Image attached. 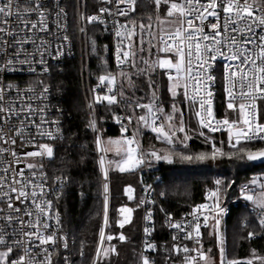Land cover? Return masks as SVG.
Wrapping results in <instances>:
<instances>
[{
    "label": "snow or ice",
    "instance_id": "1",
    "mask_svg": "<svg viewBox=\"0 0 264 264\" xmlns=\"http://www.w3.org/2000/svg\"><path fill=\"white\" fill-rule=\"evenodd\" d=\"M100 2L111 7H101L98 16L87 20L103 24L105 14L112 17L117 38L116 72L106 70L98 77L97 88L105 91L97 92L89 107L104 104L119 109L123 105L124 112L115 116L121 125L120 139L105 141L97 136L101 152H114L121 157L108 161L109 165L115 163L121 172L133 171L160 160L171 163L173 154L186 161L216 159L218 155L264 160V148L254 152L243 146L237 148L241 140H264V0H153L155 20L149 17L147 24L136 22L138 0ZM64 15L61 0H0V264H75L70 254L61 251H67L69 243L55 206L63 195L67 177H50L44 163L54 156L52 142L63 135L60 121L49 118L52 113L47 103L48 87L39 78L27 89L5 83L9 73L28 72L40 77L49 72V59L64 54L63 41L68 39L60 36ZM120 17L125 21L121 22ZM53 41L57 43L54 45ZM217 65L222 67L226 108L235 114V119L227 113L223 119L215 116ZM157 75L166 78V82L156 79ZM139 78L147 93L137 87ZM36 87L41 90L37 92ZM164 94L169 97L168 102ZM184 106L197 118L200 129L212 133L226 129L229 145L236 152L225 153L215 146L211 153L196 156L174 150L162 154L155 148L138 151L144 129H150L157 140L169 145L180 139L186 148L190 136L186 133ZM90 127L99 132L94 119ZM130 131L132 134L128 135ZM178 134L184 135L181 138ZM29 148L32 150H26ZM104 164L101 156L102 169ZM104 179L107 180L106 170ZM216 184V189L208 193L212 203L194 208L189 214L191 219L168 218L177 234L167 249L166 260L176 257L179 264H264V256H258L255 250L245 261L229 260L219 239L218 259L211 249L204 250L201 228L211 227L215 233L220 224L217 209L222 189L219 180ZM103 190L107 227V183ZM125 191L132 199L134 190L128 187ZM241 193L255 206L258 225L264 230V178L253 179L241 188ZM118 211L123 216L118 222L122 228L133 210L122 207ZM145 220L151 221L150 212ZM151 231L145 226L146 237ZM248 235L252 238L255 233ZM116 238L126 240L123 233L106 236L101 228L92 264H105L116 254L115 246L106 243ZM155 251L156 245L146 239L144 252ZM139 264H155V260L142 252Z\"/></svg>",
    "mask_w": 264,
    "mask_h": 264
},
{
    "label": "trees",
    "instance_id": "2",
    "mask_svg": "<svg viewBox=\"0 0 264 264\" xmlns=\"http://www.w3.org/2000/svg\"><path fill=\"white\" fill-rule=\"evenodd\" d=\"M155 13L153 0H139L134 16L137 24L141 22L147 24L149 17L155 20ZM89 33L90 68L93 77L105 74L106 70L115 73L116 64L111 53L112 40L105 33L104 28L97 24L90 26ZM155 78L166 82V78L159 75ZM45 81L55 88L59 104L64 107L65 135L55 142L53 158L45 159L44 163L50 176L63 174L67 177L68 184L55 206L59 211L62 227L75 240L77 250H81L83 243L84 256L78 258L77 264H90L103 215V180L82 92L78 62L71 60L62 67L54 69ZM136 83L138 88L147 93L142 78L137 79ZM125 88H127L126 83ZM163 98L166 102L169 101L167 94H164ZM166 110L170 111V107ZM96 112L103 140L114 139L121 135V125L115 118L118 115V108L115 105L110 108L104 104H97ZM184 112L186 133L190 136L185 142L186 148L180 139H175L173 146H166L165 142L157 140L155 134L145 129L139 138L143 151L149 152L153 148H158L166 150V154L174 150V153L196 156L201 153H211L215 146L225 153L236 152L235 148L228 145L224 133H212L207 129H200L197 118L186 106ZM201 131L204 135H200ZM183 135L178 134V137L182 138ZM241 146L254 152L264 148V140L243 143L237 148ZM170 159L171 163L160 160L152 164L157 168L154 174L155 188L163 210L181 217L201 204H208L207 194L216 189V181L219 180L221 182L219 187L222 189L219 205L228 204L229 209L226 213L219 212L220 224L217 232L214 233L211 227L201 228L204 250L211 249L213 257H219V239L223 242L229 260L245 261L251 258L253 250L258 256H264V230L258 225L255 206L252 202L243 199L241 193V188L250 184L253 179L264 178V163L254 164L247 159H240L237 156L229 158L227 155H218L216 159L209 158L204 161L196 159L186 161L173 154ZM109 186L110 210L107 235L118 237L123 233L126 240L120 241L116 238L106 242L115 246L116 254L111 255L105 264H139L140 254L144 252L141 239L143 209L140 204L144 194L143 167L121 172L113 165H109ZM129 186L134 190L132 199H129L125 191ZM233 200L238 201L234 203ZM125 206L133 208V217L121 228L118 223L121 214L118 210ZM153 208L155 215L150 243L156 245L157 251L144 253L150 255L155 260V264H172V260H176V264H179V259L176 257L166 260L167 249L174 243L173 234L157 204H154ZM249 233L255 235L249 238Z\"/></svg>",
    "mask_w": 264,
    "mask_h": 264
},
{
    "label": "built area",
    "instance_id": "3",
    "mask_svg": "<svg viewBox=\"0 0 264 264\" xmlns=\"http://www.w3.org/2000/svg\"><path fill=\"white\" fill-rule=\"evenodd\" d=\"M61 6L63 8L65 15L60 21L61 26L63 27V31L60 32V36L63 37L64 35H66L68 37L67 41H63V43H64V48H63L64 54L62 56H60L58 59H49L48 63L50 65V68H49V72L47 74H44L40 77H37V76L32 75L28 72L9 73V74H7V78L5 80V83H14V84L18 85L21 89H27L30 85H35V81L38 78L42 79L44 84L48 87V90H49L48 96H47V103L50 106V111L52 113V115L49 118L50 119H58L60 121L61 127H62V133H63L62 138H63L65 135V114H64L65 110H64V107L59 104L58 97L55 93V88L53 86H51L49 83H47L45 81V78L50 76L54 69L62 67L64 64H66L67 62H69L71 60H75L78 62L79 76L81 78L82 92H83L84 101H85L87 112H88L89 124H90V121H92L94 119L96 122V128L99 130V132H97V131L93 130L92 127H90L92 134H93L94 146H95V151H96L97 158H98L99 168H100L101 175H102L103 185L105 183H107V185H108V192L106 195L108 197V218H109L110 186H109L108 157H107V153H103L98 149V146L96 143L97 136L98 135L102 136L98 117H97V112H96L97 104H94L93 107H89L90 104H93L94 97L97 94V92H99L100 94H103L105 89L104 88H99V89L97 88V85L99 83L98 77L94 78L93 74L91 73L90 54H89V51H90L89 28L92 24H97V25H100L104 28L105 33L112 40L111 53H112L113 61L115 62V64H116L115 50H116L117 38L114 35L112 17L105 14L102 17L105 21V23H103V24H101L99 22L89 23L87 20V17L98 16L99 15V9L101 7H111V6L107 5V4H102L100 2V0H61ZM119 19L121 22L125 21V18H123V17H120ZM53 43L55 45L57 43V41H53ZM101 75H104V74H101ZM214 75H216V77H217L216 87H215L216 95H215V100H214L215 116L217 119H223L227 113L229 118L235 119V114L228 112V110L226 108V98H225L223 88H222V67L220 65H217V68L214 71ZM40 90L41 89L39 87H36L37 92H39ZM145 102H147V101H145ZM122 109H123V105H121V107L118 109V115L124 114ZM214 133H224L227 137L228 145H229V139H228L229 134H228L226 129L216 131ZM131 134L132 133L130 131L129 135H131ZM153 134H155V133H153ZM62 138L57 139L56 141L61 140ZM56 141L52 142L54 144V146H55ZM257 141H262V140L255 139L251 142H257ZM243 143H247V142L241 140V144H243ZM238 146L239 145H237V147ZM26 150H32V149L29 148ZM139 150L143 151L141 143H139L138 151ZM101 156H104V159H105V164H104L103 169L101 168V165H100ZM141 166L143 167V174H144V194H143V197L140 201L141 207L143 209V220H142V227H141V239H142V248H143L145 246V240L146 239L149 242L151 241L150 240L151 233H150V235H148L146 237L145 232H144V228H145V226L152 228L153 219H154V215H155V210L153 208L154 204H157V207H159V210L162 212L166 221H168L169 217H171L173 221H182L185 218L191 219V216L189 214L193 210H191L186 215L181 216V217H177V216H174L168 212H165L163 210L161 204L159 203L158 196L156 193V188H155L154 174H155V171L157 170V168L153 167V166L149 167L147 165H141ZM105 170L107 171V180L104 179ZM49 183H51V180L49 181ZM67 184H68V181H67ZM146 187L149 189L147 192L145 191ZM104 197H105V193L103 190V199H104ZM206 200H207L208 204L212 203L208 199V194H207ZM142 201H143V203H141ZM237 201L238 200H233L234 203ZM228 209H229V205L224 204V205H220V207H219V209H217V211L218 212L223 211L226 213L228 211ZM254 209H255V207H254ZM148 212L151 213V221L145 220V216ZM103 213H104V208H103ZM243 224H245V223H243ZM102 227L104 228L105 235L107 236L108 226L107 227L104 226L103 215H102V219H101V223H100L99 232H100ZM170 230H171V233L173 234V236L177 234L175 229H172L170 227ZM63 233L67 234V236H68L69 249L67 251L62 249L61 251L63 252L64 255L70 254V258L75 261V264H77L78 258H82L84 256V254L82 256L80 255L81 250H77L76 242L70 236L69 232L66 231L65 229H63ZM98 240H99V234H98L97 243H98ZM97 243H96V247H97ZM186 243H189V246H192L191 242H186ZM96 247H95V250H94L90 264H92V260L95 256Z\"/></svg>",
    "mask_w": 264,
    "mask_h": 264
},
{
    "label": "rangeland",
    "instance_id": "4",
    "mask_svg": "<svg viewBox=\"0 0 264 264\" xmlns=\"http://www.w3.org/2000/svg\"><path fill=\"white\" fill-rule=\"evenodd\" d=\"M177 119H178V117H177ZM145 130V129H144ZM149 130V129H148ZM108 139H105V141H107ZM162 142H164L163 140H161ZM165 145L166 146H173V144L172 145H169V144H167L166 142H165ZM156 150H159L162 154H166L165 153V151L166 150H164V149H156ZM163 151V152H162ZM107 157H108V161H116V160H119L121 157H119V156H116L115 155V153L114 152H107ZM111 165H113L115 168H117L116 167V165H115V163H113V164H111ZM137 169V168H136ZM130 187V186H129ZM128 188V187H127ZM132 188V187H131ZM133 189V188H132ZM127 196H128V194H127ZM132 196L134 197V191H133V193H132ZM125 207H127V208H130V209H132L133 210V208L131 207V206H125ZM132 217H133V211L131 212V215H130V218H129V220H128V222H130L131 220H132ZM123 219V216L121 215V219L120 220H122ZM128 222H125V223H128ZM124 223V224H125ZM221 239H222V237H221ZM217 259H218V256L216 257Z\"/></svg>",
    "mask_w": 264,
    "mask_h": 264
},
{
    "label": "water",
    "instance_id": "5",
    "mask_svg": "<svg viewBox=\"0 0 264 264\" xmlns=\"http://www.w3.org/2000/svg\"><path fill=\"white\" fill-rule=\"evenodd\" d=\"M254 164L264 163V160H256V161H250Z\"/></svg>",
    "mask_w": 264,
    "mask_h": 264
},
{
    "label": "crops",
    "instance_id": "6",
    "mask_svg": "<svg viewBox=\"0 0 264 264\" xmlns=\"http://www.w3.org/2000/svg\"><path fill=\"white\" fill-rule=\"evenodd\" d=\"M121 138V135L120 136H117L116 138L112 139V140H116V139H120Z\"/></svg>",
    "mask_w": 264,
    "mask_h": 264
}]
</instances>
